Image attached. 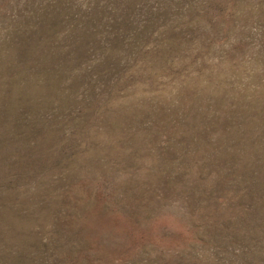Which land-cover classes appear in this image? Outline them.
Here are the masks:
<instances>
[{
    "label": "rangeland",
    "instance_id": "374dc122",
    "mask_svg": "<svg viewBox=\"0 0 264 264\" xmlns=\"http://www.w3.org/2000/svg\"><path fill=\"white\" fill-rule=\"evenodd\" d=\"M0 264H264V0H0Z\"/></svg>",
    "mask_w": 264,
    "mask_h": 264
}]
</instances>
